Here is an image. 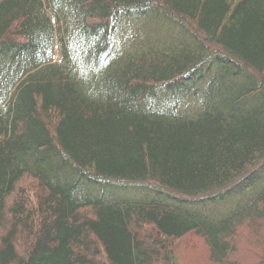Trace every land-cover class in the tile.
I'll return each instance as SVG.
<instances>
[{"label":"trees","instance_id":"16d2710c","mask_svg":"<svg viewBox=\"0 0 264 264\" xmlns=\"http://www.w3.org/2000/svg\"><path fill=\"white\" fill-rule=\"evenodd\" d=\"M263 210L264 0H0V264H237Z\"/></svg>","mask_w":264,"mask_h":264},{"label":"rangeland","instance_id":"374dc122","mask_svg":"<svg viewBox=\"0 0 264 264\" xmlns=\"http://www.w3.org/2000/svg\"><path fill=\"white\" fill-rule=\"evenodd\" d=\"M31 182L24 185L30 186ZM234 250L228 261L237 264H260L264 260V210L262 217L238 228L233 239ZM175 251L180 264H214L205 240L188 235L175 242Z\"/></svg>","mask_w":264,"mask_h":264}]
</instances>
